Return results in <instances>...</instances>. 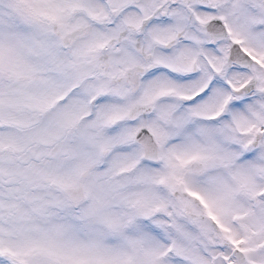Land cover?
<instances>
[{
    "label": "snow or ice",
    "instance_id": "6c2138e0",
    "mask_svg": "<svg viewBox=\"0 0 264 264\" xmlns=\"http://www.w3.org/2000/svg\"><path fill=\"white\" fill-rule=\"evenodd\" d=\"M0 264H264V0H0Z\"/></svg>",
    "mask_w": 264,
    "mask_h": 264
}]
</instances>
